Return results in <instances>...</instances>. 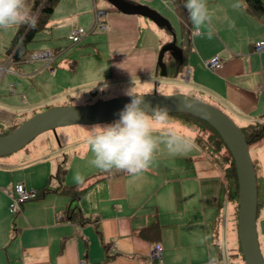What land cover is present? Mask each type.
Instances as JSON below:
<instances>
[{"label":"crops","instance_id":"0c3cea01","mask_svg":"<svg viewBox=\"0 0 264 264\" xmlns=\"http://www.w3.org/2000/svg\"><path fill=\"white\" fill-rule=\"evenodd\" d=\"M126 1L163 14L153 0ZM141 1H152L151 6ZM179 1L178 6H182L186 15L185 35L181 33L177 4L172 0H165V4L167 13L179 25L178 45L185 49L177 72L182 75L188 70L185 79L188 88L184 93L205 98L219 109L222 107L237 126L264 118V48L255 52L253 46L256 41L264 43V12L260 17L252 16L242 0H206L211 20L197 31L185 7L186 0ZM106 2L57 1L45 26L39 30L45 33L26 45L27 54L42 49L55 52L49 75L40 61H23V58L10 63L9 70L0 74L1 122L6 126L20 122L27 118L20 103L35 106L63 89L61 80L69 75L64 63L58 60L67 47L63 39L68 40L70 31L77 27L85 28L87 35L82 38L87 36L84 39L88 38V43H104V56L112 76L155 77V53L159 45L170 40V33L157 32L149 18L120 12ZM95 9L102 11L106 26L105 30L98 28L102 31L98 38L88 35L97 29L89 31ZM16 26L0 28V62L8 55ZM147 29L155 38L145 33ZM95 51L99 53L98 48ZM213 55L220 58L221 66L211 70L204 60ZM72 59L73 72L77 62ZM54 67L58 68L54 70ZM27 76L30 80L24 85ZM6 89L9 92L5 95ZM181 127L188 131L184 135L192 142L190 150L173 153L161 143L150 167L136 175L115 169L103 171L90 162L84 163L82 169L77 167V174L70 175L64 166L61 184H78L83 191L77 199L70 200L68 194L52 190L22 202L12 216L8 214L10 198L4 189L17 182L33 189L43 184L31 183L40 174L30 164L38 147L25 154L14 152L0 157V264H221L220 260L229 264V244L226 232H222L224 216L222 225L218 223L220 183L218 186L211 160L194 144L192 127ZM52 136L53 139L45 136L43 140L54 146V133ZM64 143L70 144L68 138ZM78 143L73 142L69 150L85 159L90 150L87 140ZM44 151L42 147L38 155L44 157ZM253 157L256 179L264 195V142L254 146ZM77 176L82 179L78 181ZM56 187L54 183L52 188ZM262 201L256 213V230L264 258V196ZM68 205L88 220L66 218L64 210ZM152 222L158 225L157 237L152 232L139 233ZM154 243L161 247L158 262L149 258Z\"/></svg>","mask_w":264,"mask_h":264},{"label":"rangeland","instance_id":"374dc122","mask_svg":"<svg viewBox=\"0 0 264 264\" xmlns=\"http://www.w3.org/2000/svg\"><path fill=\"white\" fill-rule=\"evenodd\" d=\"M104 1V0H103ZM157 3L160 10H162L163 14L159 12L160 15L163 16L172 26V28L175 30L174 33H176V43H179V25L178 22L174 20V18L167 13L166 10H168V6L166 7L165 0H153ZM152 1L144 2L141 1V3H144L146 5L151 6ZM105 3V2H104ZM107 3V2H106ZM153 6V5H152ZM104 19V18H103ZM150 20V19H149ZM153 23L156 31L161 32L163 34H168V29H166L165 26L157 25L155 22ZM92 24V23H91ZM83 28V27H82ZM85 29V28H83ZM45 32H36L33 37V41H35L39 35L43 34ZM145 33H148L151 37L154 33H152L149 29L145 31ZM102 34V31L98 28L95 29L92 34H88L95 37H100ZM87 35V34H86ZM87 37V36H85ZM84 37V38H85ZM82 38L76 43H72L69 39L66 38L63 39L64 44H66V48L64 51L63 57H61L58 61L64 63L65 68L67 69L68 77H65L64 80H61V83L63 84V89H61L59 92L54 93L50 97H46L45 99L41 100V103L35 106L25 105V103H20L21 107L26 109V116L29 117L32 115V113L39 112L45 108L49 107H55V106H61V105H86L90 103H94L99 100L111 98V97H117V96H123L126 95L125 93L133 86H135V90L138 93H156V94H171V93H184L187 91V81L184 79V74H176L175 76H169L165 75L162 76L157 72L155 73V77L149 76L147 78H141V77H135L132 79H119V77H115L111 75L110 70L108 69L109 66L107 64L106 58L104 55H106V49L104 47V43H88L89 39ZM171 39V37H170ZM31 40V41H32ZM71 43L73 45H71ZM165 43H162L157 48V51L155 53V63H156V57L158 54L159 49L164 45ZM95 46V47H92ZM98 48L99 53H97L95 50ZM63 49V48H62ZM61 49V50H62ZM27 53H25L26 55ZM169 57V53L165 52L164 59L167 60ZM76 60L77 66L75 71H71L75 68V65L73 64V59ZM100 59V60H99ZM26 61V60H23ZM57 61V62H58ZM31 62V61H29ZM98 62V63H97ZM58 68V67H56ZM54 67V70L56 69ZM49 73V70L47 74ZM49 75V74H48ZM188 77V74H187ZM30 80V76H27L25 79H23V84L26 85L27 81ZM16 84H18V81H16ZM19 85V84H18ZM40 85V84H39ZM18 87L16 85V89L18 90ZM9 90L6 89L3 91V93L6 95L8 94ZM186 94V93H185ZM17 97V96H16ZM197 98V97H196ZM30 100V98H29ZM200 100L209 103L213 105L214 103L211 101H208L207 99L200 98ZM37 104V103H36ZM216 108L218 105L214 104ZM222 110H224L222 107H220ZM33 109V110H32ZM119 118L98 123L100 125L104 124H110L118 120ZM170 123L169 127H172L179 132L183 134H188V131H185L181 126L189 127L190 125L186 123L184 120L176 119L171 116H169ZM94 125L97 124H90V125H69V126H62L57 127L54 130V146H51L50 143L43 140V137H49L53 139L51 131H45L37 136H35L32 140H30L24 147L19 149L15 153L19 154H25L29 149H32L33 147H38V150L35 154L34 161L31 162V167H35L33 171H38L39 177L33 179L34 183L33 186H38L40 184L47 183V186L52 188V185L54 183H57V179H55L54 174L59 166H66L70 170L71 173L77 174V167L79 169H82L84 167V163H89L91 159L93 158L91 151L87 153L88 155L83 159V155L79 153H74L73 151L69 150V147L71 144L73 145V142H83L84 139L87 138L88 130H90ZM6 124L4 122L0 121V130L5 128ZM68 138L69 143L68 145H65L64 139ZM78 143V144H79ZM83 145V144H82ZM42 147L45 149L44 153L46 154L44 157H40L38 154L40 153ZM75 150V148H74ZM249 155L251 160L253 157V151L254 147L249 148ZM9 156V155H7ZM2 157V156H0ZM6 157V156H3ZM2 159V158H1ZM28 161V158H25ZM214 166L213 169V175L217 177L218 179V186H219V179H220V173L217 166ZM65 167V168H66ZM53 168V169H52ZM24 170V169H23ZM51 170V171H50ZM20 173L22 172L19 171ZM82 178V177H81ZM258 181V180H257ZM256 181V182H257ZM38 184V185H37ZM42 184V185H43ZM258 184V192H257V199L260 202H263V194L260 191L259 182ZM41 185V186H42ZM34 199V198H33ZM36 199V198H35ZM233 211V209H232ZM229 208L227 206H224L221 210V215L224 216V223L222 225V232L227 235V240L229 241L233 236V224H234V216L233 213H230ZM10 216L11 213H8ZM15 219V217H14ZM230 222V224H229ZM224 247V245H222ZM229 264L230 261L227 259ZM235 262V260H233ZM221 264H224V260H220Z\"/></svg>","mask_w":264,"mask_h":264},{"label":"water","instance_id":"95a60500","mask_svg":"<svg viewBox=\"0 0 264 264\" xmlns=\"http://www.w3.org/2000/svg\"><path fill=\"white\" fill-rule=\"evenodd\" d=\"M126 14H139L165 26L171 39L159 49L156 66L160 75H166L163 54L181 61V48L176 43L170 23L157 11L126 0H106ZM152 107H166L168 113L186 112L211 126L220 137L234 163L237 182L236 236L244 264H264L256 230L257 188L253 164L241 130L223 111L185 93H141ZM128 95L111 97L86 105H61L47 107L32 114L7 133L0 134V156L14 153L38 134L69 125H90L119 118L120 112L130 102Z\"/></svg>","mask_w":264,"mask_h":264},{"label":"clouds","instance_id":"9594fccd","mask_svg":"<svg viewBox=\"0 0 264 264\" xmlns=\"http://www.w3.org/2000/svg\"><path fill=\"white\" fill-rule=\"evenodd\" d=\"M185 7L197 31L210 22L206 0H186ZM29 13L26 0H0V28L20 24L34 27L36 18ZM125 94L131 99L118 120L97 124L88 130L86 140L93 156L90 161L93 166L103 171L115 169L136 175L150 167L161 143L173 153L190 150L191 140L168 126L170 119L165 106L152 107L135 86ZM76 179L82 178L77 176Z\"/></svg>","mask_w":264,"mask_h":264},{"label":"trees","instance_id":"16d2710c","mask_svg":"<svg viewBox=\"0 0 264 264\" xmlns=\"http://www.w3.org/2000/svg\"><path fill=\"white\" fill-rule=\"evenodd\" d=\"M57 1L58 0H26L27 7L30 10L29 14L30 16L36 18V23L34 27L30 26L29 24H20L16 26L14 36L11 39L10 46L7 50L8 54L12 53V58L14 62H19L20 60L23 59V56L26 53L27 43L33 39L34 34L36 32H38L45 26L52 12V9L54 5L57 3ZM172 1L174 2V4H177V6L178 4H180L179 0H172ZM242 1L244 3L245 10L252 16L260 17L264 12V4H263L264 0H242ZM180 6H178V9L180 10L178 15L182 21L181 33L184 34L186 33V31L183 30L184 29L183 20L185 19L186 15L182 9V6L181 7ZM184 52L185 49L182 47L181 61L173 59L170 55L168 59L165 60L164 59L165 53L163 54L162 61L165 64L166 75L174 76L177 74L183 63ZM156 69H157L156 72H158L157 66ZM168 115L176 119L184 120L186 123L190 125V127H192L191 129L193 130L192 139L194 144L219 169V173L221 174L219 179L220 186L218 193L219 212H221L222 207L226 205L229 208L231 207V213H233L234 216L233 235H232L233 237L228 241L229 247L227 249L228 250L227 257L230 261V264H244L236 236L237 182H236L234 163L230 153L226 149L225 145L223 144V142L221 141L220 137L215 132V130L211 126H209L205 121L201 120L200 118L192 114L186 112H180V111L171 112L168 113ZM20 122L11 123L10 125L6 126L5 128L0 130V134H4L12 130ZM238 128L241 130L243 134V137L248 146V150L250 147L252 146L254 147L264 142V118H260V120H256L244 126H238ZM253 168H254V164H253ZM64 173H65V167L63 165L59 166L53 176L55 177V179H57V187L49 188L47 186V183H45L41 187L35 189L34 198L42 197L49 191L55 190L61 193L68 194L70 196V200L77 199L80 196V194H82L83 189L80 188L78 184L76 185L61 184ZM255 179H256V175H255ZM257 182H256V188L258 192ZM260 205L261 202L257 199L256 213H258L257 211ZM220 215L221 213H219L218 216V223L221 222ZM64 216L68 219L77 220L79 222L88 220V218L82 217L81 214L78 212V210L70 205H68L65 208ZM145 232H152L154 235L156 234L157 237L158 225L155 222H152L151 224L142 228L139 231L140 234H143ZM233 260H235V262Z\"/></svg>","mask_w":264,"mask_h":264},{"label":"built area","instance_id":"2783aa9c","mask_svg":"<svg viewBox=\"0 0 264 264\" xmlns=\"http://www.w3.org/2000/svg\"><path fill=\"white\" fill-rule=\"evenodd\" d=\"M94 21L89 31L95 28H100L102 30L106 29L104 21L101 18L102 11L94 10ZM86 30L82 27L74 28L70 31L68 39L72 43L78 42L84 35ZM254 51L260 52L264 48V43L262 41H256L254 43ZM26 61H40L44 68L49 69V66L55 58V52L49 49H42L34 53H29L23 57ZM13 62L12 53L8 54L7 57L0 62V74L9 70V64ZM204 65L211 70L217 69L221 66V60L218 56L213 55L210 58L204 60ZM188 70H186L184 79H187ZM4 192L9 196L10 201L8 204V211L10 213H15L19 210L20 204L26 200L33 199L35 197V189L25 188L22 183H15L10 189H4ZM161 256V247L158 243H154L152 249L149 252V258L158 262Z\"/></svg>","mask_w":264,"mask_h":264}]
</instances>
